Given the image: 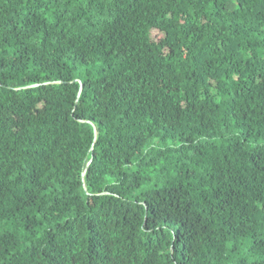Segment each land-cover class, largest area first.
<instances>
[{"label": "trees", "instance_id": "1", "mask_svg": "<svg viewBox=\"0 0 264 264\" xmlns=\"http://www.w3.org/2000/svg\"><path fill=\"white\" fill-rule=\"evenodd\" d=\"M0 264H264V0H0Z\"/></svg>", "mask_w": 264, "mask_h": 264}, {"label": "rangeland", "instance_id": "2", "mask_svg": "<svg viewBox=\"0 0 264 264\" xmlns=\"http://www.w3.org/2000/svg\"><path fill=\"white\" fill-rule=\"evenodd\" d=\"M157 37H159V36L157 35V33H153V38H157Z\"/></svg>", "mask_w": 264, "mask_h": 264}]
</instances>
